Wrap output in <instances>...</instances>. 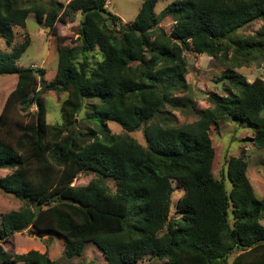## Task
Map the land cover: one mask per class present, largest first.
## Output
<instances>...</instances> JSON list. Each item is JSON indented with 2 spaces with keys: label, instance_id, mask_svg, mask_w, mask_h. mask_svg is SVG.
I'll list each match as a JSON object with an SVG mask.
<instances>
[{
  "label": "trees",
  "instance_id": "trees-1",
  "mask_svg": "<svg viewBox=\"0 0 264 264\" xmlns=\"http://www.w3.org/2000/svg\"><path fill=\"white\" fill-rule=\"evenodd\" d=\"M156 3L143 0L123 26L106 0H69L65 7L51 0L47 10L0 0V39L11 48L0 53V76L16 77L0 112V170L11 171L0 190L24 204L0 215V264H56L35 251L3 249L30 229L61 238L68 259L91 243L105 264H264V198H256L241 157L227 162L229 191L224 179L213 177L209 133L232 116L264 148V81L249 83L228 70L221 75L229 82L226 96L210 95L212 107L196 112L195 122L174 126L164 111L177 109L176 95L186 89L184 52L237 68L264 49V0H176L160 18ZM30 13L56 41L57 68L48 84L42 69L16 65L29 43L12 46L13 28H24ZM73 13L80 15L75 40L57 30ZM168 17L174 24L167 35L159 23ZM257 21L263 25L253 36H238ZM46 92L66 94L62 125L46 122ZM85 101H95L83 118L95 129L82 132L77 118ZM157 120L167 124L150 125ZM109 121L125 135H112ZM141 128L145 148L128 135ZM89 173L97 180L73 185ZM105 181L114 182V193ZM176 189L183 195L174 205L177 217L170 218Z\"/></svg>",
  "mask_w": 264,
  "mask_h": 264
},
{
  "label": "rangeland",
  "instance_id": "rangeland-1",
  "mask_svg": "<svg viewBox=\"0 0 264 264\" xmlns=\"http://www.w3.org/2000/svg\"><path fill=\"white\" fill-rule=\"evenodd\" d=\"M23 8H31L39 6L47 10L49 1L51 0H20ZM57 5L65 7L69 0H52ZM143 0H106V10L116 15L121 25L129 26L135 19L136 14ZM176 0H157L155 6V15L160 18L163 10ZM80 23L79 14H71L70 21L63 25L58 23V34L62 37L75 40L78 35V27ZM173 18H164L159 23L165 33L170 34ZM261 21L254 22L238 31L239 37L253 36L261 27ZM14 41L12 46L19 45L28 40V47L21 57L16 61V65L21 68L32 67L42 69L44 71L43 80L46 84L50 83L56 73L57 54L56 41L53 35L49 34L43 24L36 20L35 14H28L25 20V27L13 28ZM67 43V42H66ZM11 49V48H10ZM4 40L0 39V53L10 52ZM187 62V74L184 76L186 89L182 93L176 95L180 106L177 109L165 106L164 111L172 116L174 126H180L192 123L197 120L196 112H200L211 108L209 102L210 95L216 97H225L229 88L228 80H223L221 75L228 70L234 71L242 76L247 82L255 79L264 81V49L258 54H252L251 60L247 65L234 68L231 61H223L219 58H211L203 54H196L193 51L184 52ZM232 55L228 53V58ZM101 59V55H97ZM16 85L15 76H0V112L8 95L13 91ZM46 108V122L49 125H62L63 118L60 110L61 102L66 98L65 93L46 92L42 95ZM95 101H85L83 108L80 110L77 120L80 122L78 129L85 132L87 129H95L92 123L83 120L87 107ZM35 108L32 106L31 111ZM264 117V110L261 114ZM166 125L167 122L157 120L150 125ZM107 127L112 135H125L121 126L109 121ZM210 138L214 148V161L212 166V174L215 179H224L227 191L230 185L225 179L227 162L230 158H243L247 163L246 176L252 186L256 198H264V148L259 149L253 143L254 133L245 124H241L229 116L224 121L210 129ZM142 147H146L144 140L143 128L128 134ZM10 170H0V179L10 174ZM94 174H82L77 177L73 185L85 186L90 181L97 180ZM112 193L115 192L113 181H105ZM173 187L175 185L173 184ZM183 195L182 191L176 189L171 195L170 218H176L174 205L176 201ZM23 203L16 200L12 195L5 194L0 190V215L17 211L23 207ZM264 225V217L261 220ZM3 249L8 253L16 255H25L31 251L45 254L47 258L56 264H105L106 258L101 250L94 244H86L83 252L79 257L68 259L63 255L64 244L61 238L50 235L36 234L32 229L29 231L15 234L8 243L2 244ZM234 255L230 258H233ZM22 264V263H18ZM137 264H159L154 259L144 260Z\"/></svg>",
  "mask_w": 264,
  "mask_h": 264
}]
</instances>
